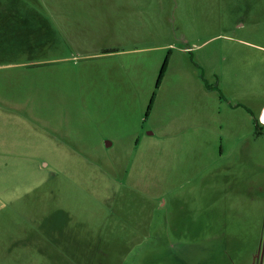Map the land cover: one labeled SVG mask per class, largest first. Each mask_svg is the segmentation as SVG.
Returning a JSON list of instances; mask_svg holds the SVG:
<instances>
[{
    "label": "rangeland",
    "instance_id": "obj_1",
    "mask_svg": "<svg viewBox=\"0 0 264 264\" xmlns=\"http://www.w3.org/2000/svg\"><path fill=\"white\" fill-rule=\"evenodd\" d=\"M263 109L264 0H0V264H251Z\"/></svg>",
    "mask_w": 264,
    "mask_h": 264
},
{
    "label": "trees",
    "instance_id": "obj_2",
    "mask_svg": "<svg viewBox=\"0 0 264 264\" xmlns=\"http://www.w3.org/2000/svg\"><path fill=\"white\" fill-rule=\"evenodd\" d=\"M113 50H107L106 52H112ZM170 56H171V50L168 51L167 55L164 58V61L162 63L157 81H156V89H158L160 87V85L163 82V79L165 77V74L167 72L168 66H169V62H170ZM157 95V91L155 90L150 98L147 110H146V115L148 116L153 108L154 102H155V98ZM248 111H250L249 109H247ZM251 112V111H250ZM254 122H255V134L258 135H263L264 134V129L262 128V126L259 124L258 119L254 118Z\"/></svg>",
    "mask_w": 264,
    "mask_h": 264
},
{
    "label": "flooded vegetation",
    "instance_id": "obj_3",
    "mask_svg": "<svg viewBox=\"0 0 264 264\" xmlns=\"http://www.w3.org/2000/svg\"><path fill=\"white\" fill-rule=\"evenodd\" d=\"M264 233L258 240V246L251 257V264H264Z\"/></svg>",
    "mask_w": 264,
    "mask_h": 264
},
{
    "label": "crops",
    "instance_id": "obj_4",
    "mask_svg": "<svg viewBox=\"0 0 264 264\" xmlns=\"http://www.w3.org/2000/svg\"><path fill=\"white\" fill-rule=\"evenodd\" d=\"M58 12L60 13V15L62 16V17H66V16H71V17H73L74 18V10H72V8L71 9H64V8H58ZM68 27V26H67ZM85 28H87L88 30H89V28L88 27H85ZM108 28V27H107ZM63 30V29H62ZM107 53V52H106ZM171 54H172V51H171ZM171 57H172V55L170 56V60H171ZM170 63V62H169ZM169 67V66H168ZM168 70V69H167ZM167 73V72H166ZM165 76H166V74H165ZM165 78V77H164ZM163 81H164V79H163ZM163 83V82H162ZM162 85V84H161ZM160 85V86H161ZM160 88V87H159ZM156 99H157V95H156V98H155V102H156ZM155 102H154V104H155ZM154 106V105H153ZM263 112H264V109H263ZM255 118V117H254Z\"/></svg>",
    "mask_w": 264,
    "mask_h": 264
},
{
    "label": "water",
    "instance_id": "obj_5",
    "mask_svg": "<svg viewBox=\"0 0 264 264\" xmlns=\"http://www.w3.org/2000/svg\"><path fill=\"white\" fill-rule=\"evenodd\" d=\"M108 144H110V142H107ZM263 255H264V251H263Z\"/></svg>",
    "mask_w": 264,
    "mask_h": 264
}]
</instances>
